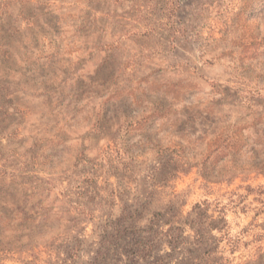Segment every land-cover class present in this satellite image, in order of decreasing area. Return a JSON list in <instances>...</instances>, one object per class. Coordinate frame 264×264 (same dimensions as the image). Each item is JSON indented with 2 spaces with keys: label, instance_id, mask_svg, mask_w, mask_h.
Returning a JSON list of instances; mask_svg holds the SVG:
<instances>
[{
  "label": "rangeland",
  "instance_id": "obj_1",
  "mask_svg": "<svg viewBox=\"0 0 264 264\" xmlns=\"http://www.w3.org/2000/svg\"><path fill=\"white\" fill-rule=\"evenodd\" d=\"M0 264H264V0H0Z\"/></svg>",
  "mask_w": 264,
  "mask_h": 264
}]
</instances>
